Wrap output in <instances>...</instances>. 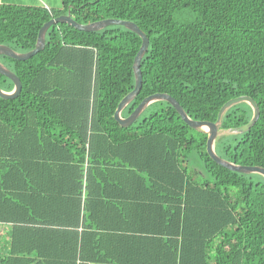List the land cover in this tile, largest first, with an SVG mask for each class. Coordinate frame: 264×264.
Segmentation results:
<instances>
[{
    "label": "trees",
    "instance_id": "obj_1",
    "mask_svg": "<svg viewBox=\"0 0 264 264\" xmlns=\"http://www.w3.org/2000/svg\"><path fill=\"white\" fill-rule=\"evenodd\" d=\"M60 1L1 4L0 45L29 52L61 15L132 21L150 45L142 89L122 116L165 93L214 123L225 103L249 96L259 120L218 138L216 152L264 168V0ZM185 9L197 21L176 24ZM141 44L123 26L88 33L58 23L31 59L0 56L22 82L17 99L0 98V223L10 225L0 264H264L263 177L215 163L208 135L167 102L129 127L115 120ZM13 87L0 74V88ZM252 116L238 104L222 129Z\"/></svg>",
    "mask_w": 264,
    "mask_h": 264
},
{
    "label": "water",
    "instance_id": "obj_2",
    "mask_svg": "<svg viewBox=\"0 0 264 264\" xmlns=\"http://www.w3.org/2000/svg\"><path fill=\"white\" fill-rule=\"evenodd\" d=\"M58 23L67 24L68 26H71L79 31L88 32V33L101 31L109 26H115V25L123 26L129 31L134 32L141 38L142 44L133 62L135 86L133 90L130 93H128L126 96H124V98L120 101L114 114L115 120L122 127H129L133 123H135L151 104L162 101L167 102L172 107L175 108V110L180 115L182 120L191 129L208 135L206 150L210 158L215 163L236 173H241L245 175L256 174L264 178L263 167L237 165L233 162L223 159L216 152V142L218 138L224 135H240L249 132L259 120L260 108L258 104L255 102V100L253 98H250L249 96L238 97L229 100L227 103H225L220 109L217 120L214 123L206 122V121H196L192 119L176 99L165 93H156L151 96H147V98H145L128 117L122 116L123 111L134 101V99L136 98V96H138L139 92L142 89L143 75L141 71V61L143 57L146 55L150 45L149 38L146 35V33H144L139 28V26L132 21L120 20V19H104V20L100 19V21L92 22L89 24H80L76 22L71 17L70 14L61 15L59 17H55L51 19L42 26V28L38 33L37 42L33 50L25 53H20L6 45H0V56H5L17 61H27L31 59L33 56L37 55L45 48L46 34L48 30L50 29V27ZM0 74L7 77L14 85L11 91H4L0 88V98L4 100L17 99L18 95H20L22 92V82L20 78L15 73H13L7 66H5L1 61H0ZM241 103H246L251 107L253 111V116L251 120L247 124L237 128L222 129V122L226 113L232 107Z\"/></svg>",
    "mask_w": 264,
    "mask_h": 264
},
{
    "label": "rangeland",
    "instance_id": "obj_3",
    "mask_svg": "<svg viewBox=\"0 0 264 264\" xmlns=\"http://www.w3.org/2000/svg\"><path fill=\"white\" fill-rule=\"evenodd\" d=\"M6 2H12L11 4H21V5H28V1L26 0H5ZM174 22L176 24L180 25H186V24H193L197 21V15L194 14L190 10H181L174 14L173 16ZM162 105V102H156L151 104L145 111L144 114H150L156 111H159L160 107ZM143 114V115H144ZM195 162V160H193ZM10 231V225H1L0 223V252H5L7 249V246L9 244V234Z\"/></svg>",
    "mask_w": 264,
    "mask_h": 264
},
{
    "label": "crops",
    "instance_id": "obj_4",
    "mask_svg": "<svg viewBox=\"0 0 264 264\" xmlns=\"http://www.w3.org/2000/svg\"><path fill=\"white\" fill-rule=\"evenodd\" d=\"M28 1V5L31 6H36V5H42L45 6L46 8H60L61 7V1L60 0H26ZM12 2H6L5 0H0V5L1 4H11ZM21 5V4H19Z\"/></svg>",
    "mask_w": 264,
    "mask_h": 264
}]
</instances>
